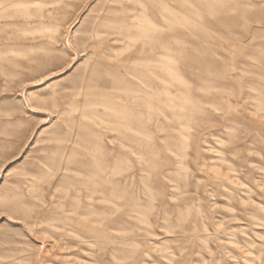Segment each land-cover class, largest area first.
I'll return each instance as SVG.
<instances>
[{
  "label": "rangeland",
  "instance_id": "rangeland-1",
  "mask_svg": "<svg viewBox=\"0 0 264 264\" xmlns=\"http://www.w3.org/2000/svg\"><path fill=\"white\" fill-rule=\"evenodd\" d=\"M128 1L0 0V264H264V0ZM163 44L193 115L157 110L187 93ZM138 193L157 236L127 229Z\"/></svg>",
  "mask_w": 264,
  "mask_h": 264
},
{
  "label": "bare ground",
  "instance_id": "bare-ground-1",
  "mask_svg": "<svg viewBox=\"0 0 264 264\" xmlns=\"http://www.w3.org/2000/svg\"><path fill=\"white\" fill-rule=\"evenodd\" d=\"M142 1L143 0H141L140 1V3H142ZM135 4L137 5V2H135V0H129L128 1V6L129 7H135ZM148 5H149V1H147L146 3H145V5H144V7L142 6V9L141 10H143V15H144V17H146V18H148L149 19V21L150 22H152V20L149 18V17H147L146 16V12H145V7H146V9H148ZM138 6V5H137ZM169 9V5L167 4V3H164V4H162V8L159 10V13H160V16H161V19L163 20V21H169V20H172V17H169V19L167 18V10ZM130 17H134V14L133 15H131ZM102 18V17H101ZM120 23V25H121V27H123V29L124 28H130L131 26L134 28V29H138V27L136 26V25H133L132 23L130 24L129 22H124V21H118V20H116V21H114L113 23ZM124 22V23H123ZM177 22V21H176ZM166 26V25H165ZM164 25H162L161 23H158V24H153V22L152 23H150V25H148V27H145L144 29L142 28V35H144V36H148L149 35V33H152V32H154V33H156L155 31L156 30H159V29H162V28H166ZM116 31H117V26H114L113 27ZM115 30H113L114 32H116ZM128 33H129V31H127ZM153 35V34H152ZM155 35V34H154ZM156 36V35H155ZM186 36V35H185ZM174 37V36H173ZM172 37V38H173ZM156 38V37H155ZM148 39V38H147ZM116 40H118V38L116 37L115 39H113V41H116ZM157 40V39H156ZM221 41V40H220ZM183 43V42H182ZM186 44V43H185ZM201 45V44H200ZM188 46V45H187ZM192 46V45H191ZM113 49L115 48V47H112ZM180 49V48H179ZM203 50V49H202ZM152 52H154V51H151V53ZM177 52H179V53H181L180 51H178V49H177ZM150 53V52H149ZM177 54V53H176ZM157 55H158V57H156V59H154L153 57V59H154V61L155 62H158L159 63V65L160 64H162V66L161 67H165L166 69L165 70H167L166 72H167V75H166V77H164V81H165V84H164V89H162L161 88V90H163L162 92H164V90L166 91V94H167V89L173 84L172 82H171V77H177V78H180V80H181V77L183 76L182 75V73H181V71H179V69H177V68H175L174 67V65L172 64V62L171 61H173V60H176L177 59V57H176V55H175V53H174V51H173V53L170 51V48H169V46L168 45H166V44H163V46H162V49H161V51L160 52H158L157 53ZM214 55V54H213ZM154 56V55H153ZM156 56V55H155ZM221 58V57H220ZM247 58V57H246ZM203 59H204V57H203ZM207 60V59H206ZM153 61V60H152ZM147 63H150V61H148ZM153 63V62H152ZM157 64V63H156ZM155 64V65H156ZM259 65V64H258ZM163 67V68H164ZM245 67V66H244ZM144 71V70H143ZM149 71L150 70H148L147 72H148V74H151L152 72H150L149 73ZM151 71H153V70H151ZM247 71V70H246ZM240 72V71H239ZM147 74V73H146ZM153 74V73H152ZM118 76V75H117ZM165 76V75H164ZM215 78V77H214ZM123 79V78H122ZM156 79V78H155ZM162 79H163V77H162ZM209 79V78H208ZM116 80V79H115ZM182 81V83H184L185 81L184 80H181ZM177 82V81H176ZM185 84H186V87H184V88H186L185 90V92H187V93H185L186 94V97H185V100H183L182 98H181V96L179 97L178 96V99H176V100H174L175 99V97H169L168 95H165L164 97V100L162 99V101H160V99H159V101H160V103L163 105H161V107L160 106H158V108H157V110H159V111H161V112H163V111H165V107H170V108H173V106H178L179 108H181L182 107V109H184L185 110V112L187 111V112H189L190 113V111L192 112V111H194L193 110V105H192V95H190L189 96V90H190V87H189V84L188 83H186L185 82ZM185 84H183V85H185ZM194 84V83H193ZM181 85V84H180ZM207 85V84H206ZM148 86V85H147ZM138 87V86H137ZM136 87V88H137ZM148 88V87H147ZM151 88V87H150ZM139 89V88H138ZM156 89V88H155ZM182 89V88H181ZM180 89V90H181ZM172 90V89H171ZM175 90V89H174ZM177 90V89H176ZM175 90V91H176ZM179 90V91H180ZM184 90V89H183ZM183 90H182V93H183ZM199 90V89H198ZM205 90H206V88H205ZM136 91V90H135ZM142 92H143V90H142ZM145 92V91H144ZM178 91H176V93H177ZM160 93V92H159ZM173 93V92H172ZM178 93H180V92H178ZM160 94H162V93H160ZM170 95H171V93H169ZM174 94V93H173ZM181 94V93H180ZM261 94V93H260ZM259 94V95H260ZM98 95V94H97ZM159 95V94H158ZM157 95V96H158ZM175 95V94H174ZM184 96V95H183ZM182 96V97H183ZM192 96V97H191ZM195 96V95H194ZM196 97V96H195ZM157 98V97H156ZM159 98V97H158ZM179 98L180 99H182L183 101H181V100H179ZM184 98V97H183ZM197 98V97H196ZM256 98V97H255ZM257 101V100H256ZM153 102V101H152ZM196 102V101H195ZM200 102V101H199ZM158 104V103H157ZM153 105V104H152ZM150 106V105H149ZM157 106V105H156ZM181 106V107H180ZM258 106V105H257ZM260 107V106H259ZM259 107H258V109H259ZM127 108V107H126ZM150 111V110H149ZM200 111V110H199ZM127 110L125 109V108H123V109H120V111H119V118H122V122H121V124H123V126L124 127H127V129H131L130 127L132 126L131 125V121H130V119H129V114H127ZM195 112V111H194ZM203 112V111H202ZM251 112V111H250ZM151 113H153V112H151ZM170 113V112H169ZM253 113V112H252ZM176 114V113H175ZM177 114H178V112H177ZM191 114V113H190ZM157 115H158V112H157ZM182 113L180 112V114H178L177 116H179L180 118L182 117ZM191 115H193V114H191ZM197 115V114H196ZM144 116V115H143ZM154 116H155V114H154ZM176 116V115H175ZM156 119H158V117L156 118ZM198 119H199V117H198ZM237 120V119H236ZM156 121V124H158L157 123V120H155ZM168 121V120H167ZM177 121V120H176ZM178 121L179 122H181L179 119H178ZM134 123V122H133ZM138 123V122H137ZM154 124H155V122H154ZM155 124V125H156ZM180 125H183L184 126V124L181 122V123H179ZM235 127V126H234ZM240 127V126H239ZM156 128V127H155ZM183 128V127H182ZM187 128V127H186ZM134 130V129H133ZM174 130V129H173ZM183 130V129H182ZM185 130H188V129H185ZM184 131V130H183ZM184 132H186V131H184ZM122 133V132H121ZM181 133V132H180ZM120 134V133H119ZM242 134H243V132H242ZM121 135V134H120ZM133 135V134H132ZM130 136V135H129ZM121 138L122 139H128L129 137L127 136V135H124L123 133H122V135H121ZM181 138V139H180ZM180 140H181V143L179 142V144L181 145V152L182 153H179L178 151H180V149L179 150H176L175 151V153H176V156H178V159H177V163H178V165L180 166V167H182V164L184 163L183 161V159L185 158V155H186V153H185V147L187 146V134H181V136H180ZM130 139V138H129ZM179 140V141H180ZM263 140V139H262ZM261 140V142H263ZM125 141H127V140H125ZM147 142V141H146ZM176 144V146L177 145H179V144H177V143H175ZM174 147V146H173ZM177 149H178V147H177ZM201 149V148H200ZM240 149V148H239ZM174 150H175V148H174ZM250 151V150H249ZM142 152V151H141ZM217 152V151H216ZM235 152V151H234ZM234 152H233V154H234ZM239 152V151H238ZM215 153V152H214ZM179 154V155H178ZM146 155H148V154H146ZM233 157H234V155H233ZM152 162V161H151ZM227 162V161H226ZM157 163V162H156ZM155 163V164H156ZM157 165V164H156ZM186 165V164H185ZM129 166V165H128ZM210 167V166H209ZM127 168V167H126ZM126 168H124V169H126ZM195 168V167H194ZM174 170V169H173ZM203 171V170H202ZM179 172H183V171H179ZM220 172V171H219ZM176 174H179V173H177V171L175 172ZM182 174V173H181ZM184 174V173H183ZM95 175V174H94ZM119 175V174H118ZM92 176V175H91ZM114 176V175H113ZM95 177V176H94ZM132 177V176H131ZM181 177H182V175H181ZM143 178V177H142ZM182 178H184V177H182ZM181 178V179H182ZM234 178H236V177H234ZM180 179V178H179ZM141 180H143V181H145L144 180V178L143 179H141ZM94 181V180H93ZM140 181V180H139ZM181 182H182V180H180ZM87 182V181H86ZM119 182V181H118ZM141 182V181H140ZM145 183V182H144ZM95 184V183H94ZM106 185V184H105ZM142 185H143V182H142ZM146 184H144V186H145ZM148 185V184H147ZM243 185H244V183H243ZM118 186H119V183H118ZM128 186V185H127ZM133 186V185H132ZM132 186L130 187V188H132ZM142 187V186H141ZM175 187V186H174ZM221 187V186H220ZM241 187V186H240ZM143 188V187H142ZM127 190H128V188H126ZM144 189H146V190H148L149 191V186H148V188L146 187H144ZM144 189L142 190V191H144ZM210 189V188H209ZM244 189V188H243ZM113 190H115L114 188H113ZM119 190V189H118ZM133 190V189H132ZM139 190H141V188L139 189ZM138 190V191H139ZM112 191V190H111ZM131 191V190H130ZM151 191V190H150ZM149 191V192H150ZM251 191V190H250ZM119 192V191H118ZM212 192V191H211ZM232 192V191H231ZM95 193V192H94ZM99 193V192H98ZM128 193V192H127ZM125 194H126V192H125ZM124 193H122L121 192V195H119V197H127L129 194H131V192H129V194L126 196ZM113 195V194H112ZM139 193H138V197H137V199H133V197H130V199H132L131 201L132 202H134L135 203V206L134 207H131L132 209H131V214H129V216L128 217H131V220H135V225L133 224V222H132V224L134 225V226H130V227H128V225L126 226V227H128L127 229H132V231H133V229L135 228V231L134 232H136V231H140V232H143V234H146L147 236H150V235H155V236H157L158 234L153 230V228H152V224H151V221H150V218L148 217V215H147V213H146V210H148V208H150L151 207V205H153V202L151 201L150 203H143L140 199H141V197H139ZM129 196H131V195H129ZM147 196V195H146ZM154 196V195H153ZM104 197V196H103ZM147 197H149V196H147ZM103 199V198H102ZM129 199V200H130ZM151 199H153L152 197H151ZM242 199V198H241ZM101 200V199H100ZM243 200V199H242ZM247 200V199H246ZM112 201H114V200H112ZM128 201V200H127ZM148 201H149V199H148ZM117 202V201H116ZM129 202V201H128ZM113 204L115 203V201L114 202H112ZM111 203V204H112ZM130 203V202H129ZM118 204V203H117ZM87 206V205H86ZM114 206H116V205H114ZM144 207V208H143ZM177 207V206H176ZM112 208V207H111ZM129 208V207H128ZM153 208V207H152ZM93 209V208H92ZM114 210V209H113ZM188 210V209H187ZM262 211H264V209L262 210ZM88 212V211H87ZM149 212H150V210H149ZM151 213V212H150ZM264 213V212H263ZM164 214V213H163ZM87 215V214H86ZM151 215V214H150ZM185 216V215H184ZM186 217V216H185ZM183 219V218H182ZM186 219V218H185ZM254 220V219H253ZM258 220V221H257ZM255 219V221H257V223L258 224H260V222L261 221H259V220H261V219ZM264 220V219H263ZM130 223V222H129ZM165 224V223H164ZM130 225V224H129ZM82 226V225H81ZM166 226V228L167 229H169L168 227H169V225H165ZM179 226V225H178ZM252 226V225H251ZM80 227V226H79ZM262 227V226H261ZM97 228V227H96ZM161 229V228H160ZM171 229V228H170ZM220 229V228H219ZM240 229V228H239ZM244 229V228H243ZM242 229V230H243ZM246 229V228H245ZM75 230V229H74ZM88 230V229H87ZM123 230H126V229H123ZM122 230V231H123ZM89 231V230H88ZM121 231V230H120ZM130 231V230H129ZM174 231V230H173ZM90 232V231H89ZM108 232V231H107ZM124 232V231H123ZM230 233H231V235L232 236H234L235 235V233H236V230L235 229H233V230H231V231H229ZM75 233V232H74ZM84 233H86V232H84ZM92 233V232H91ZM127 233V232H126ZM180 233V232H179ZM216 233V232H215ZM240 233V232H239ZM242 233V232H241ZM258 233V232H257ZM69 234H72V233H69ZM125 234V233H124ZM165 234V233H164ZM167 234H170V233H166V235ZM172 234V233H171ZM100 235V234H99ZM104 235V234H103ZM111 235V234H110ZM114 236V235H113ZM80 237V236H79ZM257 237V236H256ZM138 238V237H137ZM139 238H141V237H139ZM143 238V237H142ZM255 238V237H254ZM80 239V238H79ZM82 240V239H81ZM85 240V239H84ZM87 240V239H86ZM97 240V239H96ZM109 240V239H108ZM262 241V240H261ZM97 242V241H96ZM127 242V241H126ZM226 242V241H225ZM229 242L230 243H234V238H232V237H230L229 238ZM128 243V242H127ZM131 243V242H130ZM133 243V242H132ZM243 243H245V242H243ZM88 244V243H87ZM96 244V243H95ZM114 244V243H113ZM112 244V245H113ZM125 244V243H124ZM129 244V243H128ZM139 244V243H138ZM149 244V243H148ZM151 244V243H150ZM228 244V243H227ZM247 244V243H246ZM255 244V243H254ZM121 245V244H120ZM132 245V244H131ZM146 245V244H145ZM157 245V244H156ZM155 245V246H156ZM196 245V244H195ZM207 245V244H206ZM118 246V245H117ZM133 246V245H132ZM135 246H136V244H135ZM154 246V245H153ZM152 246V247H153ZM202 246H203V244H202ZM245 246V245H244ZM249 249H251L250 247H252L253 246V244H252V246H250L249 244H247L246 245ZM123 247V246H122ZM125 247V246H124ZM137 247V246H136ZM151 247V246H150ZM204 247V246H203ZM232 247H234L235 248V246H232ZM247 247H245V249H247ZM59 248V247H58ZM96 248H97V246H96ZM111 248V247H110ZM121 248V247H120ZM128 248V247H127ZM142 248V247H141ZM145 248H147V247H145ZM144 248V249H145ZM205 248V247H204ZM130 249V248H129ZM138 249V248H137ZM151 249H153V248H151ZM159 249V248H158ZM166 249V248H165ZM203 249V248H202ZM241 249V248H240ZM122 250V249H121ZM120 250V251H121ZM136 250V249H135ZM149 250V249H148ZM171 250V249H170ZM169 250V251H170ZM248 250V249H247ZM98 251V250H97ZM117 251V250H116ZM127 251V250H126ZM126 251H124V252H126ZM138 251V250H137ZM136 251V252H137ZM239 251V250H238ZM249 251V250H248ZM247 251V252H248ZM85 252V251H84ZM100 252H101V250H100ZM153 252V251H152ZM163 253V256H164V258H166L167 259V261H171L172 260V256H171V254L169 255V253L167 254V253H164V252H162ZM162 253H160V254H162ZM207 253V252H206ZM249 253H251V251L249 252ZM94 254V253H93ZM144 254H146V253H144ZM150 254H151V252H150ZM179 254V253H178ZM252 254V253H251ZM74 255V254H73ZM112 255V254H111ZM129 255V254H128ZM98 256H99V254H98ZM148 256V255H147ZM246 256V255H245ZM244 256V257H245ZM248 256V255H247ZM254 256V255H253ZM257 256H258V254H257ZM111 257V256H110ZM120 257V256H119ZM149 257H151V256H149ZM90 258V257H89ZM114 258V257H113ZM148 258V257H147ZM146 258V259H147ZM92 259H94V258H92ZM96 259V258H95ZM153 259V258H152ZM258 259V258H257ZM149 259H147V261H148ZM244 260V259H243ZM86 261V260H85ZM120 261V260H119ZM153 261V260H152ZM247 261H249L250 262V264H254V261H255V258L254 257H250V255H249V257L247 258ZM121 262H125V261H121ZM144 262V261H143ZM154 262V261H153ZM166 262V261H165ZM259 262V261H258ZM142 263V262H141ZM140 263V264H141ZM145 264H146V262H144ZM203 263H205L204 261L202 262V264ZM248 263V262H247ZM116 264H121V263H116ZM157 264V263H156Z\"/></svg>",
  "mask_w": 264,
  "mask_h": 264
}]
</instances>
